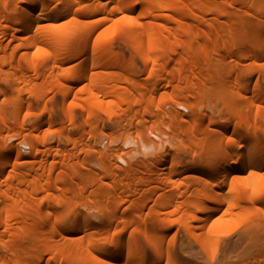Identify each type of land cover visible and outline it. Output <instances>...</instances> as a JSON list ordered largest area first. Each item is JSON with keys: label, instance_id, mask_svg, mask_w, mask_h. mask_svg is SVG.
<instances>
[{"label": "bare ground", "instance_id": "obj_1", "mask_svg": "<svg viewBox=\"0 0 264 264\" xmlns=\"http://www.w3.org/2000/svg\"><path fill=\"white\" fill-rule=\"evenodd\" d=\"M249 8L264 24V0H0V264H264V85L227 63L264 56Z\"/></svg>", "mask_w": 264, "mask_h": 264}, {"label": "rangeland", "instance_id": "obj_2", "mask_svg": "<svg viewBox=\"0 0 264 264\" xmlns=\"http://www.w3.org/2000/svg\"><path fill=\"white\" fill-rule=\"evenodd\" d=\"M238 12L241 14V15H243L244 17H246V18H248L256 27H257V29H258V31L259 32H257V33H260L259 35L260 36H262V35H264V24L263 23H261L260 22V20L259 19H257V12L255 11V10H253V9H245V10H241V9H238ZM256 29V30H257ZM237 50L238 49H234V53H236L237 52ZM224 55V54H223ZM225 57H226V55H224ZM229 60H228V65H232V64H236V62H240V64H242V65H240L241 67L243 66H245V68H246V66L247 65H251V66H255L256 68H258V69H260L259 71H256V72H253V75H245V77H244V80H246L247 81V83H249L250 84V86L254 83V81L256 80V76H258V83L259 84H261V86H263L264 85V74H261V76L260 75H258L259 73L258 72H262V73H264V56L263 57H261L257 62H256V64L254 65V64H251L250 62H251V60H249V59H241V60H238L237 58H236V56H234L233 58H228ZM243 69V68H242ZM256 73H257V75H256ZM246 77H249L248 79H246ZM245 81V82H246ZM245 87V86H244ZM170 89V88H169ZM42 104H45L46 105V108H47V110L48 111H51L53 114H54V116H55V119H56V123L58 124V125H60V124H62V123H64V124H66V120H65V117H64V115H63V105H62V100H61V97L60 96H58V95H55V96H52L50 99H48V100H46L45 101V103L44 102H39L38 103V105H37V107L38 108H40V107H42ZM176 108V110L178 111V112H185L184 110H182V109H180L179 107H175ZM197 112L198 113H210V109L209 108H205L203 105H201L200 107H198L197 109ZM152 112L153 113H157L158 111H157V109H152ZM46 114L47 113H43L42 115H41V117H40V119L41 120H43L44 118H45V116H46ZM77 120L78 121H80V118L79 117H77ZM30 121H33V118L32 119H30L29 120V122ZM107 122V121H106ZM30 124V123H29ZM13 131H11L10 129H7V130H3V132H2V135H8V134H10V133H12ZM85 136V135H84ZM86 139V138H85ZM16 141H18V138H15L13 141H11V142H16ZM10 142V140H7L6 141V145H8V144H10L11 143ZM90 142H92V138H90L89 139V143ZM99 142H100V144H99V147L101 148V149H104V148H109V147H111V148H116L117 146H119L120 144H121V139L120 140H118L117 142H115V143H111V144H109L108 142H107V140L106 139H104V138H101L100 140H99ZM27 145L24 143V142H21V143H19V148L24 152V153H28L29 152V147L27 146V149L25 148ZM82 156V155H81ZM123 167H126V166H124V165H122ZM90 167H93L92 165H90ZM84 171H88V169H86V170H84ZM109 181V179H107L106 180V182H108ZM44 196V193L43 192H41V193H39L38 195H37V199H39V198H42ZM131 200H130V199ZM129 198H128V201L129 202H124V203H122V204H119L118 206H117V208H116V210H115V215L116 216H119L120 214H122V215H130L131 213H132V208H133V202H132V196H129ZM110 199V198H109ZM110 201H114L113 200V198H111V200ZM132 203V204H131ZM42 204H43V208H42V213H44L45 212V209H46V203L44 202V201H42ZM154 208V207H153ZM151 206H150V204L148 203L147 204V206H145L143 209H142V218L141 219H138V218H134L133 219V223H132V225L131 226H133L132 228H135L134 229V231H132V234L135 236V237H137L139 240H141V241H143L144 242V237H145V235L143 234V233H140V228H141V223H143V224H145L146 225V223H149V224H155L156 225V218H157V213L155 212V211H158V209L157 208H155V209H153ZM51 209H53L54 211H58V209L57 208H51ZM83 211H85V212H88L87 210H85V208H81ZM170 209V210H169ZM173 209V207L172 208H168L167 210H166V214H165V218H167L168 220H172L173 219V215H171V214H168V212L169 211H171ZM50 210V209H49ZM61 212V211H60ZM92 215V217H94L95 215L94 214H91ZM132 215H133V213H132ZM46 217V216H45ZM48 217V221H49V223L51 224V227H63L62 226V221H59V220H56L55 219V217H54V215H48L47 216ZM148 225V224H147ZM146 225V226H147ZM174 230L172 229L170 232H168L167 234H166V239L168 240L169 238H171L172 236H174ZM178 237H179V235H176V239H178ZM224 237V236H223ZM228 239L229 240V243L231 244L232 242H234V241H236V239H237V236L236 235H232L231 234V236H229V235H227V236H225V239ZM144 245H145V252H146V255L149 257L150 255H152V257H153V252H151V250H150V248H149V246H148V244L146 243V241H145V243H144ZM194 250L196 251V252H198V249L196 248V247H194ZM220 255L218 254L217 255V262H218V260L220 259V257H219ZM151 257V256H150ZM198 260V259H197ZM199 262H200V264H209L208 262L209 261H207V259H202V260H198ZM197 261V262H198ZM198 262V263H199ZM75 264H86V263H81V262H77V263H75ZM158 264H160V263H158Z\"/></svg>", "mask_w": 264, "mask_h": 264}, {"label": "built area", "instance_id": "obj_3", "mask_svg": "<svg viewBox=\"0 0 264 264\" xmlns=\"http://www.w3.org/2000/svg\"><path fill=\"white\" fill-rule=\"evenodd\" d=\"M25 148L27 149V146Z\"/></svg>", "mask_w": 264, "mask_h": 264}]
</instances>
